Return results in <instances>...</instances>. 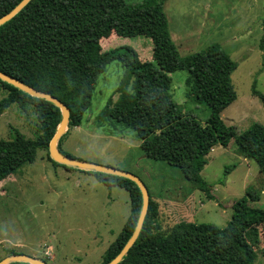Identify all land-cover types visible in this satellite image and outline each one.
I'll list each match as a JSON object with an SVG mask.
<instances>
[{
	"label": "trees",
	"instance_id": "trees-1",
	"mask_svg": "<svg viewBox=\"0 0 264 264\" xmlns=\"http://www.w3.org/2000/svg\"><path fill=\"white\" fill-rule=\"evenodd\" d=\"M19 1L0 0V16ZM163 2L29 0L0 25V71L58 98L69 108L67 125L79 126L98 75L109 62L117 60L123 70L114 89L116 96L110 97L97 113L98 121L112 119L132 128L146 156L178 167L187 180L212 197V185L201 177L209 151L218 145L226 147L233 139L238 152L253 159L264 174V125L253 121L237 132L224 121L221 112L236 99L231 82L236 62L219 43L181 56L169 33ZM111 34L150 38L152 59L140 60L137 51L127 45L103 49L101 41L109 40ZM177 68L188 71L189 95L208 108L204 122L185 114L172 98L166 74ZM0 89L5 91L0 97V112L12 104L25 113L31 107L36 120L34 138L14 128L12 138L0 139L1 181L25 162L33 161L38 148L48 147L61 115L52 102L31 96L1 79ZM252 93L264 103L261 92L253 88ZM58 143V149L71 156ZM48 158L54 165L67 166L49 155ZM85 171L108 187L125 188L130 198L129 214L98 263L106 264L134 229L142 204L141 193L131 179ZM248 199L258 196L247 187L246 195L232 203L231 217L223 228L181 220L166 232L153 230L156 205L149 201L137 238L116 264H253L255 250L246 233L251 227L261 226L264 251V207L250 206Z\"/></svg>",
	"mask_w": 264,
	"mask_h": 264
},
{
	"label": "rangeland",
	"instance_id": "rangeland-1",
	"mask_svg": "<svg viewBox=\"0 0 264 264\" xmlns=\"http://www.w3.org/2000/svg\"><path fill=\"white\" fill-rule=\"evenodd\" d=\"M163 11L181 56L219 43L236 62L231 73L236 99L221 112L224 121L237 132L253 121L264 125V103L252 93L254 88L264 95V0H164ZM114 41L102 40L101 47L127 45L140 60L152 59V42L144 35L118 36ZM122 70L117 60L105 66L82 122L67 125L57 142L60 149L137 176L148 191V202L156 205L152 224L156 231L166 232L181 220L223 228L232 203L246 195L247 187L258 196L248 199V204L264 207V174L253 159L238 152L233 139L207 154L201 169V177L212 185L213 196L207 197L178 167L146 156L132 128L112 119L99 122L97 113L116 96ZM166 75L180 109L204 122L208 108L187 92L188 71L177 68ZM4 94L0 89V97ZM35 121L31 107L25 113L10 105L0 112V139L12 138L14 128L34 138ZM48 155V147L38 148L33 161L0 181V259L20 253L45 259L47 264H98L129 214V194L121 186L108 187L83 169L54 165ZM246 237L255 250L253 264H264L262 227L249 228Z\"/></svg>",
	"mask_w": 264,
	"mask_h": 264
},
{
	"label": "water",
	"instance_id": "water-1",
	"mask_svg": "<svg viewBox=\"0 0 264 264\" xmlns=\"http://www.w3.org/2000/svg\"><path fill=\"white\" fill-rule=\"evenodd\" d=\"M28 1L29 0H20L10 11L0 16V25L4 23L5 21H7L8 19H10L14 14H16ZM0 79L15 86L16 88L22 90L23 92L31 96L40 97L45 100H48L59 108L61 118L56 127L54 134L52 135L48 143V152H49V156L51 159H53L54 161L58 163L77 167L83 170H93V171L104 172V173H108L112 175L125 177V178L131 179L132 181H134V183L138 186L140 193H141L142 204H141V209H140L136 224L134 226V229L131 235L129 236V238L126 240V242L122 246V248L106 264L118 263L121 260V258L126 254V252L131 247V245L134 243L142 227V223L145 218V214H146L147 206H148V200H149L148 191L145 185L137 176H135L134 174L128 171H124V170L111 167V166H107V165H102V164L80 160V159L63 154L58 149L57 142L60 136L67 129V124H68V119H69V108L63 102H61L58 98L50 95L49 93L39 91L35 89L34 87L24 83L23 81L11 75H8L2 71H0ZM12 261H22V262H27L29 264H47L42 259L32 257L26 254H20V253L10 254V255L3 257L2 259H0V264H8L9 262H12Z\"/></svg>",
	"mask_w": 264,
	"mask_h": 264
},
{
	"label": "crops",
	"instance_id": "crops-1",
	"mask_svg": "<svg viewBox=\"0 0 264 264\" xmlns=\"http://www.w3.org/2000/svg\"><path fill=\"white\" fill-rule=\"evenodd\" d=\"M109 40H110V42H111L112 40L117 41V36H114L113 34H111V36L109 37ZM115 41H114V42H115Z\"/></svg>",
	"mask_w": 264,
	"mask_h": 264
}]
</instances>
